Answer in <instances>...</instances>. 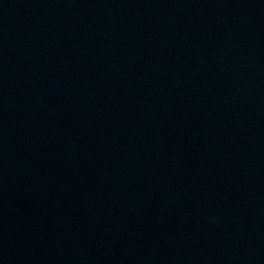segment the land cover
I'll list each match as a JSON object with an SVG mask.
<instances>
[{
  "label": "water",
  "instance_id": "95a60500",
  "mask_svg": "<svg viewBox=\"0 0 264 264\" xmlns=\"http://www.w3.org/2000/svg\"><path fill=\"white\" fill-rule=\"evenodd\" d=\"M0 264H264V0H0Z\"/></svg>",
  "mask_w": 264,
  "mask_h": 264
}]
</instances>
